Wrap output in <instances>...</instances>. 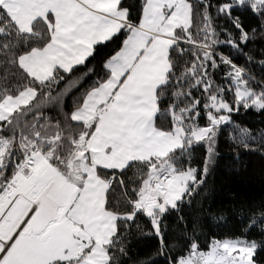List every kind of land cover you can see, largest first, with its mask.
Wrapping results in <instances>:
<instances>
[{"label":"snow or ice","instance_id":"1","mask_svg":"<svg viewBox=\"0 0 264 264\" xmlns=\"http://www.w3.org/2000/svg\"><path fill=\"white\" fill-rule=\"evenodd\" d=\"M241 109L264 112V0H0V264H150L134 235L264 264V201L201 224L226 221L200 191L221 134L264 152Z\"/></svg>","mask_w":264,"mask_h":264},{"label":"trees","instance_id":"2","mask_svg":"<svg viewBox=\"0 0 264 264\" xmlns=\"http://www.w3.org/2000/svg\"><path fill=\"white\" fill-rule=\"evenodd\" d=\"M127 2L135 4L138 0H127ZM252 23H254L253 20H246V24ZM259 44L260 41H257V46ZM221 50L225 53L229 52L226 46H221ZM247 50L245 48V51ZM106 51L107 49H101L97 58L99 59V56ZM237 62L244 63V58L237 56ZM233 120L253 130L264 128V112L241 109L239 113L233 114ZM202 151L200 149L198 153H202ZM200 191L206 209L210 207L211 209L224 208L226 210L224 213L226 221L219 224L205 216L201 221L203 232L239 231L246 223V220L241 216L242 210L246 213L248 208L258 206L261 201H264V152L249 151L237 147L226 138V134L222 133L218 142L217 155L211 165L206 183ZM197 199L200 200L201 197H197ZM191 211L185 207L184 213H182L189 221L191 216L188 213ZM169 223L175 224V219H171ZM200 239L203 241L205 236L201 235ZM156 248L155 238L134 235L129 255L133 260L138 257H147L150 264H167L164 255L153 254Z\"/></svg>","mask_w":264,"mask_h":264}]
</instances>
